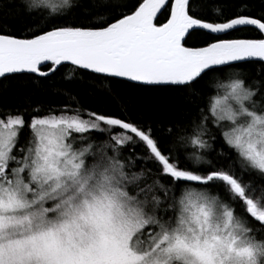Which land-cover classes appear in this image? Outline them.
I'll use <instances>...</instances> for the list:
<instances>
[{"label": "snow or ice", "instance_id": "snow-or-ice-1", "mask_svg": "<svg viewBox=\"0 0 264 264\" xmlns=\"http://www.w3.org/2000/svg\"><path fill=\"white\" fill-rule=\"evenodd\" d=\"M0 264H264V0H0Z\"/></svg>", "mask_w": 264, "mask_h": 264}]
</instances>
